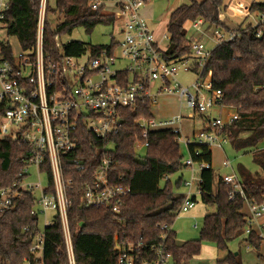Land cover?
I'll list each match as a JSON object with an SVG mask.
<instances>
[{
	"label": "trees",
	"instance_id": "1",
	"mask_svg": "<svg viewBox=\"0 0 264 264\" xmlns=\"http://www.w3.org/2000/svg\"><path fill=\"white\" fill-rule=\"evenodd\" d=\"M94 0H56L55 8L47 1L44 22V50L55 61L64 57H80L87 50L83 43L73 42L64 47L63 54L58 39L71 35L83 28L91 35L98 27H113L115 19L103 9L93 11L90 3ZM170 16L167 34L170 44L166 60L179 63L192 57L186 26L198 19L212 28L230 31L223 21L227 9L226 0H186ZM9 9L5 23L9 38H16L21 51L31 52L36 46L37 26L41 0H8ZM251 13H264V3H253ZM57 16L63 22L52 27L50 17ZM241 30L242 28H237ZM262 33L257 38V33ZM194 34V32L192 31ZM119 42L112 40L107 46H93L91 58L103 52H116ZM0 52L12 59L14 54L8 42L0 43ZM204 76L210 73L213 88L223 93V106L234 110L240 120L227 129L230 144L237 152L253 153L259 173L253 174L240 169V181L244 186L246 200L237 196L229 200L231 186L216 177L211 168L212 152L208 146L193 145L189 153L200 151L195 162L210 164L209 170L200 174V201L206 207H214L215 213L204 217L203 229L198 240L179 244L172 227L178 218L184 198L174 195L169 177L181 172L184 154L177 143V136L171 131L155 132L149 135V146L142 161L134 146L141 139L138 122L154 118L150 102L134 108L121 110L123 126L116 136L97 139L86 128H81L82 139L71 158H80L86 164L82 173L73 171L69 176L74 190L69 198V228L75 253L76 264H117L121 254H131L137 264L151 262L155 248L165 237V249L172 264H190L200 256L205 244L213 245L218 251L228 252L229 245L246 236L249 227L247 215L243 213L246 202H264V150L256 151L264 140V28H248L242 38L233 43L215 46L210 52ZM93 145V146H92ZM111 146L114 164L110 170L113 185L130 186L131 194L124 200L121 212L108 209L85 210L82 208V193L85 183L94 179L96 170L103 159L104 148ZM26 147L10 140H0V187L12 185L19 179L27 157ZM164 187L161 182L165 181ZM183 185L182 179L177 187ZM197 201V199H195ZM33 199L25 196L15 211L0 214V264H21L29 255L30 238L24 229L35 227L38 218L31 214ZM46 263L68 264L66 245L61 226L46 229ZM245 242L259 250L262 239L255 233L247 235ZM141 245L139 250L136 247ZM133 249V252L129 250ZM226 264H241L239 258L229 254L223 260Z\"/></svg>",
	"mask_w": 264,
	"mask_h": 264
},
{
	"label": "built area",
	"instance_id": "2",
	"mask_svg": "<svg viewBox=\"0 0 264 264\" xmlns=\"http://www.w3.org/2000/svg\"><path fill=\"white\" fill-rule=\"evenodd\" d=\"M48 0H41L37 26V40L34 50L21 52L7 59L0 52V140H10L27 148L24 168L19 179L10 186L0 187V214L16 210L18 203L31 196L33 208L31 214L38 218V224L24 229L30 238L29 255L21 264L46 263V229L61 226L66 245L68 264H76L75 253L69 228L70 193L75 182L69 178L73 171L82 173L86 164L80 158H71L82 139L81 130L92 133L97 139H106L119 134L123 120L121 110L134 108L150 102L153 107L159 98L175 96L184 101L186 108L194 114H205L214 107L223 108V93L213 88L211 75L204 76V70L210 57L203 40L213 42L214 47L240 40L248 28H264V13H251L253 20L247 27L222 31L209 27L204 20L190 23L194 35L189 40L192 57L191 67L186 73L195 74V82L184 88L178 80L179 63L166 60L170 44L167 34L160 41L155 31L141 15L149 0H94L90 3L93 11L103 9L110 3L115 4L116 12L112 15L119 27L121 41L116 52H103L97 58L64 57L55 61L44 50V22ZM254 3H257L256 1ZM251 7V6H250ZM9 9L8 0H0V32L7 30L5 17ZM262 33H257V38ZM165 41L168 42L164 46ZM2 43V41H0ZM184 66V65H183ZM181 114L170 118H152L138 122L142 135L135 143V150L142 154L146 151L150 134L171 131L177 143L183 145L189 153L193 145H205L222 149L230 143L227 129L240 120L232 110L227 117L211 120L193 139L182 135ZM82 128V129H81ZM93 146V145H92ZM111 149L102 150L104 156L94 179L85 183L82 193V208L85 210L108 209L115 214L121 212L124 200L131 194L130 186L113 185L110 170L114 164ZM200 151L189 153L184 167L191 170V179L184 182L188 192L178 218L193 210L196 196H201V178H195L196 169L200 172L209 170L210 164L195 162ZM230 163L225 162L224 167ZM34 176L38 184L29 180ZM46 176L47 185L42 187L41 177ZM223 182L231 186L229 200L237 196L246 200L244 186L235 175L223 177ZM195 184H198L196 193ZM249 215V227L246 235L251 234L252 221L264 216V202L256 204L246 202ZM54 214L49 220L48 214ZM40 220L44 228L40 229ZM197 228V225L194 226ZM165 237L155 248V258L141 264H172L165 249ZM141 245L135 249L139 250ZM133 252L134 250H129ZM117 264H137L134 257L121 254Z\"/></svg>",
	"mask_w": 264,
	"mask_h": 264
},
{
	"label": "rangeland",
	"instance_id": "3",
	"mask_svg": "<svg viewBox=\"0 0 264 264\" xmlns=\"http://www.w3.org/2000/svg\"><path fill=\"white\" fill-rule=\"evenodd\" d=\"M264 3V0H226L227 9L223 12V21L224 23L231 29L237 28H245L248 24L252 22V18L248 16L250 11V6L254 3ZM189 1L186 0H149L141 11L142 17L147 20L148 24L153 28L155 33L158 35V40L160 41L164 36L167 35V25L170 19L171 14L180 6L189 4ZM48 4L51 8H55L56 0H48ZM105 13L113 14L116 12L115 4L110 3L106 6ZM50 21L52 27L55 28L58 24L63 22L62 18H58L57 16L50 17ZM186 30L188 32L189 40L192 38L193 33L190 25L186 26ZM112 40L121 41V34L120 29L118 26L113 27H98L94 30L91 35H88L83 28H78L74 30L71 35H66L58 39V47L60 52L63 54L64 47L73 42H81L86 47V54L83 57L84 61L85 57L90 55V49L93 46H107L110 45ZM0 41L8 42L11 46L12 52L14 55L18 56L21 54V48L19 42L16 38H9L7 35V30L4 29L0 32ZM206 48L208 50L214 48L213 42L210 40H203ZM168 42L165 41L164 46H167ZM194 63L193 59H189L182 63H179V72H178V80L179 83L184 88H189L195 82V74L193 73H186L185 68L191 67ZM184 65V66H183ZM226 109L228 108H219L214 107L213 109L209 110L205 114H194V119H188L189 115L192 114V111L186 108L184 101H180L175 96H164L158 99L157 104H155L151 112L155 118H170L174 115L181 114L183 116V121L181 124V131L183 137H187L189 139H193L194 135H197L204 127V124L208 119L215 120L220 117L226 118L228 112ZM230 110V109H228ZM182 152L184 154V160L182 164L184 165L185 161L188 159L189 153L183 145H180ZM109 149H112L109 146ZM213 152V170L216 174V177H225L228 175L233 174H240V169L245 168L251 173H259L260 176L263 177V174L260 172L257 165L254 163V155L253 153H243L237 152L233 149L230 143L224 145L223 149L218 147H211ZM261 151V150H260ZM140 154L139 161L143 160V157L146 152L142 151ZM229 162V167H224V162ZM184 172H179L171 177L169 180L173 186L174 195H186L188 189L182 185L178 188L177 182L179 179H183L182 182L189 181L191 179V170L188 168H183ZM200 171L196 169V178H200ZM42 187H46L47 185V178L46 176H42L41 179ZM38 178L34 176L32 179L29 180L30 184L36 185L38 184ZM166 183L165 181L161 182V187L163 188ZM198 184H195L194 192L196 193V188ZM196 204L198 202V206H202L203 204L200 201V196H196ZM197 206V207H198ZM204 206V205H203ZM196 207V206H195ZM207 209V208H206ZM192 211V210H191ZM190 211V212H191ZM210 213H215V208L211 207L208 208ZM183 214L179 218H177L174 222L175 231L178 234V239L181 242H188L193 240H198L200 237V232L203 229L204 225V218L200 217V219L192 220L187 218L188 214ZM246 214V213H245ZM54 214H48V218L53 217ZM249 215V214H246ZM197 222L198 228L195 229V223ZM255 223V224H254ZM254 224V225H253ZM258 221L252 222L251 227L253 229H258ZM40 229L44 228L43 221L40 220ZM259 231V230H258ZM260 236H262V244L259 250H256L251 245L245 242L247 237L243 236L240 239L234 241L229 245L228 252H218L215 251V248L211 244H207L211 249L205 250L203 254L204 257L202 260L193 262V264H226L223 263V260L229 256V254H233L237 258H239L241 264H264V230L262 232L259 231ZM206 246V245H205Z\"/></svg>",
	"mask_w": 264,
	"mask_h": 264
},
{
	"label": "crops",
	"instance_id": "4",
	"mask_svg": "<svg viewBox=\"0 0 264 264\" xmlns=\"http://www.w3.org/2000/svg\"><path fill=\"white\" fill-rule=\"evenodd\" d=\"M261 3V2H260ZM152 28V27H151ZM153 29V28H152ZM194 35V34H193ZM156 36H157V38H159L158 37V35L156 34ZM228 112H232V110H228V109H226ZM229 114V113H228ZM211 120L210 119H208L207 121H206V123L204 124V127L208 124V122H210ZM185 138H187V137H185ZM223 149V148H222ZM262 151V150H264V140L258 145V147L256 148V151ZM211 152H212V150H211ZM226 162V161H225ZM224 162V163H225ZM224 163H223V166H224ZM211 168L213 169V152H212V163H211ZM182 172H184V169L182 170ZM200 174H201V172H200ZM253 174H256V173H253ZM196 175V174H195ZM239 179H240V177H239V175L238 174H235ZM200 177V176H199ZM196 178V177H195ZM182 179V178H181ZM183 180V179H182ZM241 180V179H240ZM186 182V181H185ZM183 185H184V182H183ZM178 197H183L184 198V194H180V195H177ZM198 202H197V204H196V207L188 214V216H187V218H189V219H192V220H196V218L197 219H200V217L202 218H204L206 215H209V214H212V213H210L209 211H208V208H211V207H206V206H198ZM207 208V209H206ZM216 211V210H215ZM243 213L245 214H249V212H248V208H247V205H245V208H244V210H243ZM255 221H258V224H257V226H258V229L256 230V228H254L253 229V226L251 227V229H252V231L253 232H255L261 239H262V236H260V234H259V231L260 232H262L263 230H264V216L262 217V218H260V219H258V220H255ZM255 221H252V222H255ZM196 222V221H195ZM255 224V223H254ZM253 224V225H254ZM195 225H197V228H198V224H197V222L195 223ZM197 228H195V229H197ZM172 230H173V232L177 235V240H178V243L179 244H183V243H185V242H181L179 239H178V234H177V232L175 231V227H174V224H173V227H172ZM259 230V231H258ZM262 241H263V239H262ZM206 245V246H205ZM205 245H203V247H202V251H201V254H200V256L199 257H197V258H195V259H193L192 261H191V263L190 264H193V262H195V261H199L200 259L202 260V258L204 257V255L203 254H205L204 253V251L205 250H210L211 248L207 245V244H205ZM215 251H217V254H218V252L220 253L221 251H218L216 248H213ZM227 258V257H226Z\"/></svg>",
	"mask_w": 264,
	"mask_h": 264
},
{
	"label": "water",
	"instance_id": "5",
	"mask_svg": "<svg viewBox=\"0 0 264 264\" xmlns=\"http://www.w3.org/2000/svg\"><path fill=\"white\" fill-rule=\"evenodd\" d=\"M210 60H211V56L208 58V63L210 62Z\"/></svg>",
	"mask_w": 264,
	"mask_h": 264
}]
</instances>
